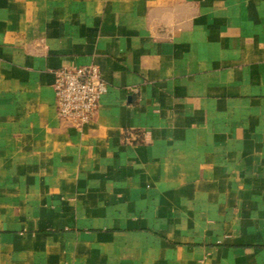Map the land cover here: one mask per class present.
Returning <instances> with one entry per match:
<instances>
[{
    "label": "crops",
    "instance_id": "crops-1",
    "mask_svg": "<svg viewBox=\"0 0 264 264\" xmlns=\"http://www.w3.org/2000/svg\"><path fill=\"white\" fill-rule=\"evenodd\" d=\"M0 264H264V0H0Z\"/></svg>",
    "mask_w": 264,
    "mask_h": 264
},
{
    "label": "built area",
    "instance_id": "built-area-1",
    "mask_svg": "<svg viewBox=\"0 0 264 264\" xmlns=\"http://www.w3.org/2000/svg\"><path fill=\"white\" fill-rule=\"evenodd\" d=\"M55 113L59 120L81 129L95 116L108 86L94 66L52 72Z\"/></svg>",
    "mask_w": 264,
    "mask_h": 264
}]
</instances>
